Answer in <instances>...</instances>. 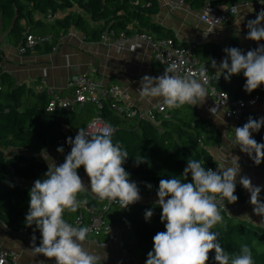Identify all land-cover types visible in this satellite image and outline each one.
<instances>
[{
  "label": "trees",
  "instance_id": "16d2710c",
  "mask_svg": "<svg viewBox=\"0 0 264 264\" xmlns=\"http://www.w3.org/2000/svg\"><path fill=\"white\" fill-rule=\"evenodd\" d=\"M191 7H201L204 0H185ZM239 0H212L216 6H228ZM160 0H0V33L8 31L9 39L15 46H20L28 34H52L55 42L72 27L83 31L86 39L100 40L106 29L116 32H126L129 35L136 31L149 32L158 37L175 38L174 32L153 21L152 16L159 12ZM68 11L53 22L36 19L34 13H52ZM26 19L27 25L21 20ZM98 23V25L96 24ZM264 44L252 40L246 44L241 36H232L228 47H238L248 50ZM54 45V44H53ZM52 44L43 47L51 51ZM197 56L207 65L209 61L219 56L224 47L206 44L197 51ZM30 52V51H29ZM28 53V52H27ZM2 56L0 52V63ZM1 69V65H0ZM2 70V69H1ZM211 71V69H210ZM246 77L243 72L226 80L222 73L212 77L211 83L218 89L226 91L233 99L248 100L255 95L264 99V84L248 93L244 90ZM0 88V220L12 230L26 228L38 234L41 233L35 225L31 227L25 222L29 209L30 183L42 179L48 170V163L41 157V150H56L63 147L61 158L65 160L71 151L67 138L79 128H86L96 114V106L88 102L83 107L70 110L48 111L50 100L48 91H34L25 83H17L16 78L2 70ZM105 101L100 114L106 122L115 129L112 135L114 144L119 143L123 150L129 152V157L123 165L130 173V180L137 183L145 193H157L161 179L178 178L187 182L182 176L189 159L198 160L202 166L216 170L219 163L212 159L210 147L220 142L219 128L201 115L194 106L185 104L179 108L169 109L170 116L155 112V119L124 118ZM264 117V100L245 107L238 126L247 122L248 118ZM69 127L70 135L66 128ZM253 138L264 143V127ZM61 139L65 143L61 144ZM136 157L142 159L138 166ZM264 171V162L254 165ZM81 166L78 172H84ZM191 179L189 174L188 180ZM151 184V189L147 187ZM260 199L264 201V187ZM239 199L236 204L248 200L246 189L237 182L235 193ZM80 202L93 207L100 212L104 206V217L108 222L126 228V247L146 261L148 252L153 250V236L160 231H166L165 222L161 221L162 208L155 200L136 202L127 208H121L119 203L107 200L99 201L88 190L78 195ZM227 201V200H226ZM80 203V204H81ZM153 210L150 220H145V211ZM87 212L80 205L77 212L64 213L69 223ZM223 222L218 223L213 231L219 233V242L230 254L238 253L242 244H248L252 250L255 264H264V227L254 225L246 220L223 212ZM214 250L209 254L207 264H215ZM102 264H110L102 262Z\"/></svg>",
  "mask_w": 264,
  "mask_h": 264
},
{
  "label": "clouds",
  "instance_id": "9594fccd",
  "mask_svg": "<svg viewBox=\"0 0 264 264\" xmlns=\"http://www.w3.org/2000/svg\"><path fill=\"white\" fill-rule=\"evenodd\" d=\"M259 2L264 4V0ZM247 29L246 39L264 40V8L255 19L247 21ZM223 51L226 56L222 61L217 64L212 59L211 64L226 80L243 72L246 77L244 90L248 93L264 84V44L246 54L238 47H225ZM207 84L204 68L199 69L198 74L181 75L177 64L171 63L162 75L142 77L137 93L140 99L149 101L161 98L167 108L174 109L185 104H202L209 95ZM210 111L218 123H224L223 113L218 116L215 107ZM262 127L264 117H249L242 126L234 128V146L251 156L257 165L264 162V143L254 139L253 133H258ZM114 131L107 123L92 133L79 128L74 139L67 138L71 151L59 165L46 149L41 150L48 170L30 188L25 219L28 226L35 225L41 233L39 246L36 236L32 237L34 254L54 258L55 264H102L108 259L107 252H97L87 246L91 229L74 226L66 221L64 213L77 212L81 203L78 195L86 190L99 201L119 203L122 209L142 198L137 183L130 180V173L123 166L129 152L119 143H113ZM57 151L63 153L64 148L58 147ZM212 159H216L214 154ZM239 160L240 157L233 154L231 163L218 165L213 170L205 169L198 160L189 159L182 174L187 182L178 178L160 180L156 204L162 208L161 221L165 222L166 231L153 236L154 246L147 254L146 264H207L213 250L215 264H255L248 244H242L238 253L230 254L219 242V233L212 230L223 222V201L234 204L239 199L235 194L238 176L239 183L250 193L253 212L264 217V201L260 199L262 188L254 185L247 175H240ZM141 162L143 160L136 157L137 166ZM81 166L90 177V188L78 174ZM147 187L151 189L152 185L147 184ZM153 214V210H146L145 220H150ZM239 217L246 220L251 216L244 213ZM0 264H5L2 258Z\"/></svg>",
  "mask_w": 264,
  "mask_h": 264
},
{
  "label": "crops",
  "instance_id": "0c3cea01",
  "mask_svg": "<svg viewBox=\"0 0 264 264\" xmlns=\"http://www.w3.org/2000/svg\"><path fill=\"white\" fill-rule=\"evenodd\" d=\"M202 8L203 6L191 7L189 4L169 6L160 0L159 12L153 15L152 19L157 24L171 29L176 40L182 44L204 40L203 45L197 46V51H200L206 44H212L218 48L223 47L228 44L230 38L234 35L241 36L246 44L252 42V40L245 38L248 32L247 21L255 19L259 11L264 8V5L253 3L249 6L240 7L236 16H231L226 24L216 27L208 38L205 37L207 26L202 20ZM34 15L36 19L41 18L36 12ZM21 23L25 26L27 20L22 19ZM0 52L2 56L1 69L10 72L16 78L18 84L25 83L37 92L65 90L69 76L73 74H93L106 84L115 83L129 90V101L137 109H150L157 102L162 101L161 98L152 99L151 101L140 99L137 93V89L141 86L142 77L163 74L160 66L154 61L149 46L144 43L138 46L137 49L132 50L129 44L119 45L118 43L103 42L102 40H88L83 31L72 27L60 37L59 48L56 52L38 48L26 54H21L18 52V46L12 44L9 39L8 31H1ZM213 59L219 64L223 58L219 55ZM211 60L208 67L212 71L218 72L212 67ZM210 104L211 97L208 95L202 104L194 107L201 115L219 128L220 142L210 147L219 166L231 163L233 154L238 155L240 157V175H247L254 185L264 187V171L256 169L250 163L248 154L242 152L238 146H234V128L238 127V123H228L224 115V123H218L215 116L209 111ZM217 115L219 116L221 113ZM237 182L239 183V176ZM30 184L33 185L34 182ZM246 193L248 200L243 204H236L230 214L240 218L239 216L242 214L248 213L251 217L246 221L264 227V223H261L264 217L257 216L253 212V205L249 203L250 193L247 190ZM147 201L149 200L143 202ZM0 244L4 248L18 253L19 257L16 264H55L54 258L48 259L42 254H34L32 239L26 234L10 229L2 220H0ZM39 244L40 242L36 243L37 246ZM87 246L97 252H107L108 259L103 262L110 264H146V261L142 260L138 254L119 241L109 242L107 246L103 247L96 242L95 237L89 236Z\"/></svg>",
  "mask_w": 264,
  "mask_h": 264
},
{
  "label": "built area",
  "instance_id": "2783aa9c",
  "mask_svg": "<svg viewBox=\"0 0 264 264\" xmlns=\"http://www.w3.org/2000/svg\"><path fill=\"white\" fill-rule=\"evenodd\" d=\"M162 1L169 6H183L187 4L185 0ZM253 3L260 2L259 0H239L228 6H216L212 0H204L201 15L203 22L207 26L205 37L208 38L216 27L226 24L231 16H236L240 7L249 6ZM67 13L68 11L57 12L56 14L39 12L38 14L41 19L53 22L56 18L63 17ZM96 24L98 25V23ZM100 40L103 42L118 43L119 45L129 44L132 50L137 49L142 43L146 44L149 46L152 52V57L160 66L162 73H164L165 68L171 63L177 64L181 75L187 72L198 74L199 69L204 68L208 79V94L211 97L209 111L214 107L217 108V114L223 113L224 118L228 123H238L246 106L264 100L260 95H255L248 100L233 99L226 91L218 90L211 83V79L212 77L220 76L221 73L212 70L210 71L208 65L196 55L194 50L198 45H203L205 42L204 40L182 44L172 37H158L156 34L139 31L129 35L126 32H116L110 28L102 33ZM46 44H54L51 49L52 52H56L59 48V42H55L52 34H28L22 45L18 47V52L26 54L29 51L36 50L38 46H44ZM223 47H228V44ZM219 55L221 58H224L226 53L221 50ZM1 76L2 70L0 69V88L2 85ZM49 95L50 100L47 110L51 112L58 109H76L83 107L88 102L93 103L96 106V114L89 121L86 128H84L90 133L96 132L99 127L107 123L104 117L100 114V108H102L105 101L111 102L110 106L116 114L128 119L145 118L154 120L155 112L163 113L166 118L170 116L169 108L163 104V101L157 102V104L150 109H137L129 101V90L115 83L106 84L103 80H100L93 74H73L69 76L65 90L50 91ZM66 131L72 135L69 132V127L66 128ZM78 131H75L72 135L74 138ZM60 143L64 144V139H61ZM249 160L254 166L255 162L251 156H249ZM55 162L58 165L64 162L61 158V152H58ZM78 174L81 177H87L90 179L85 171L78 172ZM140 194L145 200H158L157 193L155 192L145 193L140 189ZM111 203L109 202V204ZM80 205L85 208L87 219L85 220L84 215L80 214L72 223L74 226L89 227L91 229L89 236L95 237L96 242L103 247L107 246L109 242L112 241H119L122 245L126 246V228L108 222L105 219L104 210L107 209V206H104L100 212H97L93 207L86 205V201L82 202ZM234 206L235 205L228 204V201L224 200L222 203L221 214L223 212L230 214ZM17 231L26 234L30 239L35 235L36 243H39L38 234L30 232L26 228H20ZM18 257L16 251L6 249L0 244V258L5 261V264H16Z\"/></svg>",
  "mask_w": 264,
  "mask_h": 264
},
{
  "label": "rangeland",
  "instance_id": "374dc122",
  "mask_svg": "<svg viewBox=\"0 0 264 264\" xmlns=\"http://www.w3.org/2000/svg\"><path fill=\"white\" fill-rule=\"evenodd\" d=\"M47 151L50 154V156L55 160L56 157H57L58 151L53 150V149H50V150H47ZM41 157H42V155H41ZM81 178H82L83 182L85 183V185L89 186V188H90V179H88L87 177H81ZM144 200H145L144 198H141L139 200V202L143 203Z\"/></svg>",
  "mask_w": 264,
  "mask_h": 264
}]
</instances>
